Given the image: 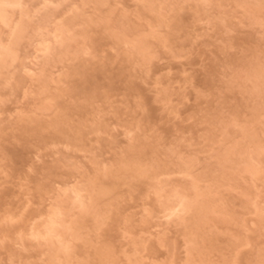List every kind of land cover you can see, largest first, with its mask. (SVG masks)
<instances>
[{
    "label": "rangeland",
    "instance_id": "1",
    "mask_svg": "<svg viewBox=\"0 0 264 264\" xmlns=\"http://www.w3.org/2000/svg\"><path fill=\"white\" fill-rule=\"evenodd\" d=\"M0 264H264V0H0Z\"/></svg>",
    "mask_w": 264,
    "mask_h": 264
}]
</instances>
